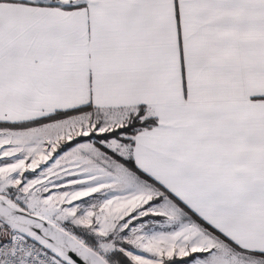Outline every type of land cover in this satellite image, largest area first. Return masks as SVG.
<instances>
[{
  "label": "snow or ice",
  "instance_id": "snow-or-ice-1",
  "mask_svg": "<svg viewBox=\"0 0 264 264\" xmlns=\"http://www.w3.org/2000/svg\"><path fill=\"white\" fill-rule=\"evenodd\" d=\"M0 264H264V0H0Z\"/></svg>",
  "mask_w": 264,
  "mask_h": 264
}]
</instances>
